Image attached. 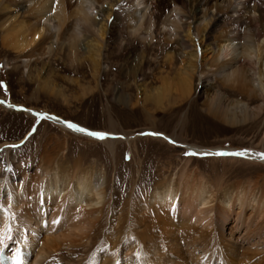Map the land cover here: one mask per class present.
<instances>
[{
    "label": "bare ground",
    "instance_id": "1",
    "mask_svg": "<svg viewBox=\"0 0 264 264\" xmlns=\"http://www.w3.org/2000/svg\"><path fill=\"white\" fill-rule=\"evenodd\" d=\"M104 1L106 12L102 0H0L1 11L9 13L3 18L0 15V42L16 51L22 65L27 66L41 60L51 50L50 45L62 46L65 40L72 59L79 49L97 68L106 57V51L101 50L104 35L115 41L121 37L118 21L124 16L116 5L122 7L127 2L124 13L131 34L138 33L150 43L162 31L166 44L175 50V58L186 55L191 37H199L205 48L200 54L188 53L187 63L176 74L178 80L163 77L158 87L143 96L145 100L158 106L174 89L183 99L191 89L194 69L201 82L209 78L208 73L217 74L231 86L254 91L264 99V0ZM13 6L16 11H11ZM99 21L104 25H98ZM205 51L211 53L206 59ZM170 53L168 64L174 57ZM121 68L136 84L137 64L126 62ZM194 89L206 94L207 85ZM208 101L207 110L214 113ZM0 103L6 102L0 99ZM240 103L235 101L234 106L240 108L243 119L248 116V105ZM20 109L36 118L41 116ZM228 111L222 113L223 119L235 121V112ZM42 114L62 129L103 143L114 163L117 143L124 139L132 155L130 161L137 166L129 173H116L114 182L120 176L125 182L111 187L106 163L88 164L80 155L69 156L65 137L53 134L35 149L34 156L19 158L15 174L0 168V248L20 243V264H264V176L211 179L196 167L190 169L187 162L164 176L165 166L170 167L165 162L162 173L152 170L157 178L145 185L139 174L145 149L140 152L132 146L134 137L120 138L54 114ZM69 123L87 132L104 133V138L76 131L67 126ZM189 149L212 157H244L264 163V156L251 150L195 145ZM34 157L37 167L27 168Z\"/></svg>",
    "mask_w": 264,
    "mask_h": 264
},
{
    "label": "rangeland",
    "instance_id": "2",
    "mask_svg": "<svg viewBox=\"0 0 264 264\" xmlns=\"http://www.w3.org/2000/svg\"><path fill=\"white\" fill-rule=\"evenodd\" d=\"M102 5L106 12L107 2L102 0ZM95 6H100V2ZM120 6L116 5L121 9L120 15L124 16L118 21L121 37L115 41L104 35L106 43L102 44L105 46L101 50L106 51V57L102 58L103 61L100 60V66L97 68L92 67V63L83 57L86 53L79 49L75 53V59H72L65 46V40L61 42L62 46L59 43L50 45L51 50L44 54L41 60L31 61L27 66L22 65L16 51L0 42V99L6 102L5 105L0 103L2 171H10L11 174L18 172L19 158L34 156L35 149L47 143L49 136L53 134L65 137L71 152L69 156L80 155L88 164L95 161L103 166L106 163L111 187L116 188L118 183L125 182L122 179L124 176L114 182L116 173L123 174L135 170L137 164L130 161L132 155L124 139L117 143L114 163L103 143L76 135L46 121L42 117L45 112L87 128L121 136L120 138L134 137L132 146L136 145L140 152L142 148L145 149L142 154L143 168L139 173L145 178V185L157 178L152 174L162 173V164L165 162L170 167L165 164L167 167L165 166L164 176L176 172L186 162L189 163L190 169L196 167L204 177L211 179L225 176L226 180H246L260 174L264 176V163L259 160L231 156L212 157L195 152L193 155V151L189 149V145H195L208 149L231 148L264 154V99L254 91L231 86L228 82L220 80L217 74L214 76L208 73L209 78L201 82L198 70L194 69L195 72L193 70L191 75V89L183 99L180 98L179 90L174 89L171 96L163 99L162 104L158 106L145 100L143 96L158 87L163 77L177 81L176 74L182 71L187 63L188 53L196 51L200 54L205 49L204 43H201L199 37H191L190 47L184 51L186 55L175 58V50L166 44L162 31L150 43L143 41L138 33L131 34V28L127 27L130 22L125 17L129 5L126 2L124 6ZM16 8L13 6L11 11H16ZM8 14V11L2 12L0 7L2 18ZM17 19L21 20L18 15ZM108 19L110 20V17ZM104 20L106 21V18ZM7 21L10 24L9 20ZM98 25L103 26L104 21H99ZM239 31H242V28ZM86 34L89 38L94 36L90 32ZM87 40L89 39L86 38L85 42ZM169 53L174 56L170 64L166 59ZM204 54V59L211 56L208 51ZM180 60H183L182 63ZM126 62L129 65L137 64L139 74L135 77L136 84L131 76L125 75V69L121 68ZM204 69L207 70L205 67ZM205 84L206 94L194 89ZM139 88H142L140 93ZM206 100L211 101L214 113L207 110ZM238 100L240 104L244 102L248 105V116L245 115L243 119L242 115L239 116L240 108L234 106ZM259 105H262L260 111ZM20 108H27L30 113L36 111L41 116L36 118ZM227 111H234L238 121L236 119V122L231 123L230 120H224L222 113ZM36 162L37 158L34 157V161L28 164L27 168L37 167Z\"/></svg>",
    "mask_w": 264,
    "mask_h": 264
},
{
    "label": "snow or ice",
    "instance_id": "3",
    "mask_svg": "<svg viewBox=\"0 0 264 264\" xmlns=\"http://www.w3.org/2000/svg\"><path fill=\"white\" fill-rule=\"evenodd\" d=\"M67 126L69 128H73L74 130L76 131H81V132H87V130L85 129H82V128H78L77 126L73 125V124H67ZM88 135L90 136H94L96 138H99V139H103L104 138V133H98V132H87ZM191 154H195V153H191ZM225 153H217V155H224ZM244 153H235V155H243ZM262 156H264V154H262ZM17 264H20V261H17Z\"/></svg>",
    "mask_w": 264,
    "mask_h": 264
}]
</instances>
